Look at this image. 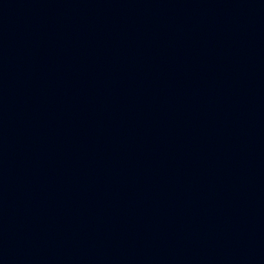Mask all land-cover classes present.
I'll return each mask as SVG.
<instances>
[{"label":"water","instance_id":"95a60500","mask_svg":"<svg viewBox=\"0 0 264 264\" xmlns=\"http://www.w3.org/2000/svg\"><path fill=\"white\" fill-rule=\"evenodd\" d=\"M0 264H264V0H0Z\"/></svg>","mask_w":264,"mask_h":264}]
</instances>
